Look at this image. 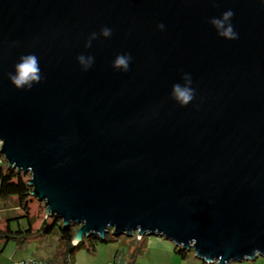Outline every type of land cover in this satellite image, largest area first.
<instances>
[{
  "label": "water",
  "instance_id": "obj_1",
  "mask_svg": "<svg viewBox=\"0 0 264 264\" xmlns=\"http://www.w3.org/2000/svg\"><path fill=\"white\" fill-rule=\"evenodd\" d=\"M228 10L231 40L210 23ZM27 54L42 78L17 89ZM0 154L73 244L111 230L207 264L264 256V0H0Z\"/></svg>",
  "mask_w": 264,
  "mask_h": 264
},
{
  "label": "trees",
  "instance_id": "obj_2",
  "mask_svg": "<svg viewBox=\"0 0 264 264\" xmlns=\"http://www.w3.org/2000/svg\"><path fill=\"white\" fill-rule=\"evenodd\" d=\"M0 160V199H10L13 201L14 208L22 211L16 219H26V226L18 225L15 229L10 227V219H7L4 226L0 228V241L7 242L11 240L17 244H21L29 240L43 238L55 231L58 240L57 255L60 264H74L72 260L73 255L78 249H83L85 252L93 254L95 251L94 243L99 240L90 235L84 237L77 244H73L72 240L76 231V226L74 225L63 226L60 219L47 216L41 220L38 226L33 227L34 219L29 215L30 205L34 199L31 195L32 188L28 185L30 175L18 172L12 167L2 166L3 160L1 157ZM133 237H121L120 235L109 234L105 235L101 242H115L119 247L120 245H127L124 264H133L136 256L144 248L141 242L144 236L139 240ZM173 249L181 259L189 257L190 250H185L176 245H174ZM201 264L207 263L202 261Z\"/></svg>",
  "mask_w": 264,
  "mask_h": 264
},
{
  "label": "crops",
  "instance_id": "obj_3",
  "mask_svg": "<svg viewBox=\"0 0 264 264\" xmlns=\"http://www.w3.org/2000/svg\"><path fill=\"white\" fill-rule=\"evenodd\" d=\"M38 240L41 239L39 238ZM37 241L29 240L21 244H17L14 241H10L12 243L0 241V264H20V261L25 258H34L43 264H47V262L60 264L57 249L53 254L47 251L42 252V243ZM141 242L144 248L136 256L133 264H186L188 260V258L181 259L174 252V244L161 236H144ZM118 247H107V245L103 244L96 246L93 254L86 252L89 256L96 259V261H88V264H107ZM74 257L75 254L72 259L74 264H83V262H78Z\"/></svg>",
  "mask_w": 264,
  "mask_h": 264
},
{
  "label": "clouds",
  "instance_id": "obj_4",
  "mask_svg": "<svg viewBox=\"0 0 264 264\" xmlns=\"http://www.w3.org/2000/svg\"><path fill=\"white\" fill-rule=\"evenodd\" d=\"M233 16V12L228 10L222 14L221 18H213L210 23L217 30L219 36L225 39H236L237 35L230 23V19ZM163 29V25H159ZM101 35L104 37H109L111 35V30L108 28H103L101 30ZM96 34L93 33L91 39H95ZM90 47V41L85 45ZM78 62L87 70L93 63V58L91 56L85 57L83 55L77 57ZM131 57L128 55H117L113 61V68L127 71L129 69ZM41 69L39 64V59L35 54H27L20 57L19 62L14 66V74H9V79L11 83L17 89H31L33 84H38L41 81ZM184 84L179 83L174 84L172 87V97L181 105H188L194 98V90L191 88V78L188 75L184 76Z\"/></svg>",
  "mask_w": 264,
  "mask_h": 264
},
{
  "label": "rangeland",
  "instance_id": "obj_5",
  "mask_svg": "<svg viewBox=\"0 0 264 264\" xmlns=\"http://www.w3.org/2000/svg\"><path fill=\"white\" fill-rule=\"evenodd\" d=\"M1 159L3 160L1 165L7 167V163L4 159V156L0 154ZM29 175V173H27ZM13 201L10 199H0V228L4 226L6 223L7 219H10V227L15 229L18 225L21 226H26V219L25 218H20L16 219V217L22 213L20 209L16 210L13 206ZM29 215L34 219L33 222V227H36L39 225L41 220L46 217L45 213V205L43 201L37 200L35 197L30 205L29 209ZM109 233L106 234L109 235L111 234V230L108 231ZM112 235V234H111ZM121 237H125L124 235H120ZM147 236V235H144ZM134 238V237H133ZM41 240L33 239L30 241H37L42 243L41 250L42 252L47 251L53 254V252L58 248V240L56 238V232L54 231L53 233L44 236L43 238H40ZM11 241V240H10ZM9 243H12L10 242ZM172 243V242H171ZM100 244L107 245V247H118L119 245L115 242H101L97 241L94 243V246H98ZM1 245V244H0ZM121 248L127 249V245H120ZM188 260L186 264H201V260L197 258L194 255V252L192 250L189 251L188 255ZM78 262H83V264H88V261H96L95 258L89 256L83 249H78L75 252V257ZM94 259V260H93ZM109 262V261H108ZM47 264H51L50 262H47ZM229 264H264V256L258 255L254 259H243L241 261H231Z\"/></svg>",
  "mask_w": 264,
  "mask_h": 264
},
{
  "label": "built area",
  "instance_id": "obj_6",
  "mask_svg": "<svg viewBox=\"0 0 264 264\" xmlns=\"http://www.w3.org/2000/svg\"><path fill=\"white\" fill-rule=\"evenodd\" d=\"M1 162V160H0ZM132 236H134L137 240H139L142 236L133 232ZM125 249L119 247L112 255L111 259L107 264H124L125 261ZM20 264H43L42 262L35 260L34 258H25L20 261Z\"/></svg>",
  "mask_w": 264,
  "mask_h": 264
}]
</instances>
